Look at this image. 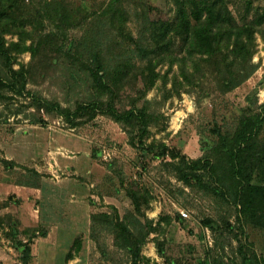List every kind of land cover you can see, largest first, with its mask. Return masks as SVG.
<instances>
[{
    "label": "trees",
    "instance_id": "1",
    "mask_svg": "<svg viewBox=\"0 0 264 264\" xmlns=\"http://www.w3.org/2000/svg\"><path fill=\"white\" fill-rule=\"evenodd\" d=\"M236 1L169 0L173 8L171 16H164L161 9L147 0H107L97 9L84 11L65 0H0V120L7 113L4 107L12 103L13 97L25 95L31 74L27 68H13L14 55L26 51L35 55L43 51L40 45L48 47V52L55 55L46 57L45 62L65 66L64 88L66 95L75 97L74 104L63 107L56 100L34 93L30 121L46 126L41 114L55 113L75 127L103 115L123 129L132 147L158 161L182 185L181 191L188 188L201 192L215 203L236 211V228L224 216L220 217L221 225L205 217L201 221L204 226L214 231L224 228L234 237L243 235L245 226L264 229V103L247 97L249 103L241 108L233 127L214 123L208 129L210 134L200 132L201 154L195 159L162 141H146L150 127L164 121L163 114L154 107L157 101L146 98L158 80L162 84L159 103L163 104L182 92L198 90L207 95L210 85L215 91L228 93L258 69L252 58L256 33L260 32L264 39V31L260 30L264 27V6L250 19L248 6L244 18L239 20L231 9ZM134 19L136 36L128 27ZM73 29L82 33L71 39L69 32ZM165 64L169 68L178 66L171 88L166 87L168 72L161 75L157 70ZM124 93L128 99L121 104ZM8 111L16 115L21 109ZM90 156L98 159L101 151L94 149ZM2 161L6 167L17 166L12 161ZM82 171L73 166L57 170L61 180L53 184L50 201L42 175L26 167L29 175L21 185L43 193L38 199L39 224L30 238L23 242L11 235L22 253L21 259L29 258L33 239L48 235L51 226L46 223L47 203L57 220L60 203L67 202L71 205L68 214L60 217V225L71 231L69 237L65 236L70 241L60 248V257L65 255L66 261L73 259L83 249L86 234L97 242L99 233L105 232L112 236L113 246L126 253L130 264H149L141 254L142 246L154 230L152 220L145 214L150 205L149 192L135 184H122L131 209L122 215L116 209L92 212L90 207L95 204L90 188L92 172ZM161 219L168 222L169 217ZM174 219L181 223L184 217L177 213ZM9 222L15 228L14 220ZM238 242L244 264H260L255 252L248 246L243 249L242 241ZM99 248L105 256L104 245ZM157 248L162 256L159 241Z\"/></svg>",
    "mask_w": 264,
    "mask_h": 264
},
{
    "label": "rangeland",
    "instance_id": "2",
    "mask_svg": "<svg viewBox=\"0 0 264 264\" xmlns=\"http://www.w3.org/2000/svg\"><path fill=\"white\" fill-rule=\"evenodd\" d=\"M65 1L84 11L97 9L107 0ZM147 1L161 9L164 16L173 9L169 0ZM248 6L250 19L256 10L264 6V0L236 1L231 5L234 17L239 20L244 18ZM134 22L135 19L131 20L128 27L136 36L137 26ZM263 29L264 27L260 30L263 32ZM81 33L80 29H73L69 32V38L79 37ZM7 39L15 40L16 37L7 36ZM255 42L252 62L259 65L258 69L228 93L213 90L208 82L205 84L208 86L207 95L198 90L182 92L160 104L162 84L158 80L148 91L146 98L157 101L158 104H154V107L163 114L164 121L150 127L146 141H162L195 159L201 154L200 132L210 134L208 129L214 123L222 127H233L241 108L249 103L247 97L264 103V39L260 32L256 33ZM40 48L43 51L35 55L31 51L14 55L13 68H27L31 73L26 85L25 95L28 94L14 96L12 103L6 105L11 110L21 109L19 114H10L5 106L7 113L0 120V264H55L54 260L60 257L57 227H53L56 232L49 241H41L43 237L31 241L30 256L25 261L21 259L22 253L14 242L18 239L26 242L39 224L38 199L43 192L21 185L29 175L25 172L26 167L35 169L42 175L41 181L47 184L46 193L51 197L50 195H54L53 184L61 180L57 170L67 166L81 169V172L82 169H91L90 188L95 201L90 207L92 212L116 209L122 215L131 209V202L125 195L122 184H135L149 192L150 205L145 214L152 220L154 230L141 249V254L148 259L149 264H244L238 252V240L242 241L243 249L248 246L255 252L258 262L264 264V229L245 226L244 234L234 237L224 228L214 231L204 226L201 221L205 217H211L221 225L220 217L224 216L236 228V211L223 203H215L213 198L201 192L190 191L188 188L181 191L182 185L164 171L158 161L151 160L139 149L132 147L126 133L111 119L97 115L90 121L70 127L59 114L42 113L46 126L30 121L28 115L34 111L30 105L34 93L47 100H56L63 107L72 106L75 98L73 95H66L65 66L60 63L49 65L45 62L46 57L51 58L55 53H49L48 47L43 45ZM43 53L46 55L43 56ZM157 70L161 75L168 72L166 87L171 88V79L178 72L177 64L171 68L167 64L159 65ZM127 99V93L122 94L120 103H126ZM94 149L101 151L98 159L90 156ZM3 159L12 161L17 166L6 167ZM107 163L111 165V169ZM70 205L67 202L60 203L56 213L60 212V217H65ZM48 207L47 203L50 215L48 218L51 219L54 212ZM180 211L188 214L181 223L174 219ZM163 216L169 217L168 222L161 219ZM12 220L16 223L15 228L10 226L9 221ZM12 233L15 241L11 238ZM65 236L69 237L68 234ZM66 237L63 246L70 241ZM83 239L85 242L80 253L68 261L63 255L58 264H130L126 253L113 246L112 236L109 234L99 233L97 242L89 239L87 234ZM158 241L163 249L162 256L158 252ZM101 244L104 245L105 256L101 255Z\"/></svg>",
    "mask_w": 264,
    "mask_h": 264
},
{
    "label": "crops",
    "instance_id": "3",
    "mask_svg": "<svg viewBox=\"0 0 264 264\" xmlns=\"http://www.w3.org/2000/svg\"><path fill=\"white\" fill-rule=\"evenodd\" d=\"M77 206L78 205H76V207ZM49 216L50 215H48V217ZM46 223L47 224H50L51 227H50V229L48 231V235L46 237H43V239H41V241H44V240L49 241L52 238V235L55 234V232H56V229H53V227H57V233H58V246L57 247H62L63 244H64L65 235L66 234H69L71 231L68 228H66L64 226L62 227V225H60V214L57 216V220L55 218H53V216H52L51 219H49V218L47 219V222ZM60 243H61V245H59ZM60 258H56L54 260V263L55 264H58Z\"/></svg>",
    "mask_w": 264,
    "mask_h": 264
},
{
    "label": "built area",
    "instance_id": "4",
    "mask_svg": "<svg viewBox=\"0 0 264 264\" xmlns=\"http://www.w3.org/2000/svg\"><path fill=\"white\" fill-rule=\"evenodd\" d=\"M180 214H181L182 217H188V214L185 211H180Z\"/></svg>",
    "mask_w": 264,
    "mask_h": 264
},
{
    "label": "bare ground",
    "instance_id": "5",
    "mask_svg": "<svg viewBox=\"0 0 264 264\" xmlns=\"http://www.w3.org/2000/svg\"><path fill=\"white\" fill-rule=\"evenodd\" d=\"M263 97H264V94H263Z\"/></svg>",
    "mask_w": 264,
    "mask_h": 264
}]
</instances>
